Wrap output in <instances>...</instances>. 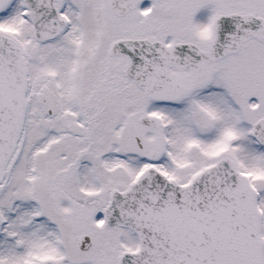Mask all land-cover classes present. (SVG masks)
Segmentation results:
<instances>
[{"label": "snow or ice", "instance_id": "snow-or-ice-1", "mask_svg": "<svg viewBox=\"0 0 264 264\" xmlns=\"http://www.w3.org/2000/svg\"><path fill=\"white\" fill-rule=\"evenodd\" d=\"M0 264H264V0H0Z\"/></svg>", "mask_w": 264, "mask_h": 264}]
</instances>
